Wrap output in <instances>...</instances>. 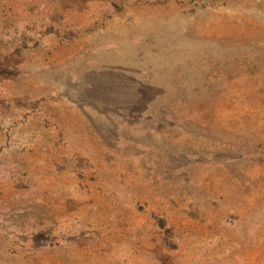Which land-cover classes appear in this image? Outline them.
Wrapping results in <instances>:
<instances>
[{
	"label": "rangeland",
	"instance_id": "374dc122",
	"mask_svg": "<svg viewBox=\"0 0 264 264\" xmlns=\"http://www.w3.org/2000/svg\"><path fill=\"white\" fill-rule=\"evenodd\" d=\"M0 264H264V0H0Z\"/></svg>",
	"mask_w": 264,
	"mask_h": 264
}]
</instances>
